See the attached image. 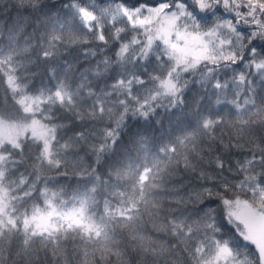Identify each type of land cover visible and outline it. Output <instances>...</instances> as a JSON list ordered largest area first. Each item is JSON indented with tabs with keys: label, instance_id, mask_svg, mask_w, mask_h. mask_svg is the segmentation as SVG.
Wrapping results in <instances>:
<instances>
[{
	"label": "snow or ice",
	"instance_id": "snow-or-ice-1",
	"mask_svg": "<svg viewBox=\"0 0 264 264\" xmlns=\"http://www.w3.org/2000/svg\"><path fill=\"white\" fill-rule=\"evenodd\" d=\"M0 264H264V0H0Z\"/></svg>",
	"mask_w": 264,
	"mask_h": 264
}]
</instances>
